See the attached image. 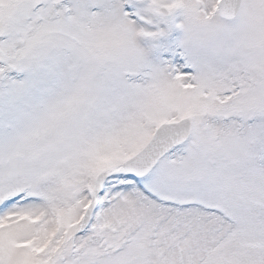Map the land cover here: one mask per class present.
Segmentation results:
<instances>
[{"label":"snow or ice","instance_id":"obj_1","mask_svg":"<svg viewBox=\"0 0 264 264\" xmlns=\"http://www.w3.org/2000/svg\"><path fill=\"white\" fill-rule=\"evenodd\" d=\"M0 264H264V0H0Z\"/></svg>","mask_w":264,"mask_h":264}]
</instances>
